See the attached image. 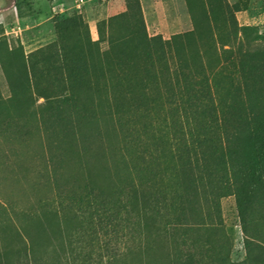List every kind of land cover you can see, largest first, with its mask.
I'll return each mask as SVG.
<instances>
[{
  "label": "rangeland",
  "instance_id": "374dc122",
  "mask_svg": "<svg viewBox=\"0 0 264 264\" xmlns=\"http://www.w3.org/2000/svg\"><path fill=\"white\" fill-rule=\"evenodd\" d=\"M263 53L264 0H0V264H168L167 243L132 255L89 237L66 195L113 191L122 120L165 116L187 83L231 84Z\"/></svg>",
  "mask_w": 264,
  "mask_h": 264
},
{
  "label": "trees",
  "instance_id": "16d2710c",
  "mask_svg": "<svg viewBox=\"0 0 264 264\" xmlns=\"http://www.w3.org/2000/svg\"><path fill=\"white\" fill-rule=\"evenodd\" d=\"M238 67L231 84L187 83L165 116L121 121L113 191L89 185L65 198L89 237L115 235L132 255L167 243L168 264H264V53ZM227 198L243 235L240 262L223 229Z\"/></svg>",
  "mask_w": 264,
  "mask_h": 264
}]
</instances>
